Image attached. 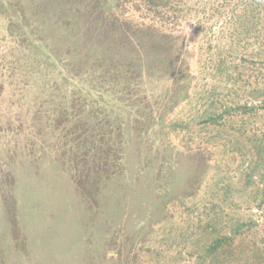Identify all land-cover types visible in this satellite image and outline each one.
<instances>
[{"label": "rangeland", "instance_id": "1", "mask_svg": "<svg viewBox=\"0 0 264 264\" xmlns=\"http://www.w3.org/2000/svg\"><path fill=\"white\" fill-rule=\"evenodd\" d=\"M116 1L112 13L142 47L135 51L143 64L124 101L134 108L110 118L125 122L129 143L128 176L111 179L99 196L110 227L122 229L112 231L107 264H264V164L250 166L259 150L264 158V0ZM16 118L0 117V127L14 129ZM21 137L1 133L0 142ZM1 160L5 191L17 176L9 180L16 169ZM40 170L47 182L40 204L58 213L69 186L53 178L57 169ZM27 172L20 170L22 182ZM2 228L0 262L18 263L15 241H6L15 235L2 239ZM216 238L224 246L206 256ZM75 251L83 252L80 243Z\"/></svg>", "mask_w": 264, "mask_h": 264}, {"label": "trees", "instance_id": "2", "mask_svg": "<svg viewBox=\"0 0 264 264\" xmlns=\"http://www.w3.org/2000/svg\"><path fill=\"white\" fill-rule=\"evenodd\" d=\"M118 6L116 0H0V117H17V126L0 127V135L22 134L11 145L0 142L5 168L16 169L6 177L17 176L5 191L0 181L2 239L15 235L6 240L19 250L15 264H107V254L114 253L112 231H122L116 229L121 225L110 227L99 196L111 179L128 176L123 148L129 137L125 122L110 118L134 108L124 101L136 84L133 77L141 80L143 54L114 17ZM3 104L9 105L6 110ZM261 104L264 111V95ZM260 152L251 157L253 168L264 164ZM42 167L57 169L53 178L69 186L58 213L49 214L40 204L47 188ZM20 170H28L27 183ZM224 241L211 240L206 256L217 254Z\"/></svg>", "mask_w": 264, "mask_h": 264}]
</instances>
